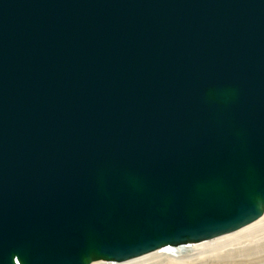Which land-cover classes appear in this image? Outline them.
<instances>
[{"label": "water", "instance_id": "water-1", "mask_svg": "<svg viewBox=\"0 0 264 264\" xmlns=\"http://www.w3.org/2000/svg\"><path fill=\"white\" fill-rule=\"evenodd\" d=\"M264 214V0H0V264L122 263Z\"/></svg>", "mask_w": 264, "mask_h": 264}, {"label": "bare ground", "instance_id": "bare-ground-1", "mask_svg": "<svg viewBox=\"0 0 264 264\" xmlns=\"http://www.w3.org/2000/svg\"><path fill=\"white\" fill-rule=\"evenodd\" d=\"M92 264H264V214L235 232L198 244L170 247L122 263Z\"/></svg>", "mask_w": 264, "mask_h": 264}]
</instances>
